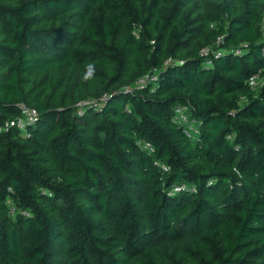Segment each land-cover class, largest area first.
Returning a JSON list of instances; mask_svg holds the SVG:
<instances>
[{"label":"trees","instance_id":"trees-1","mask_svg":"<svg viewBox=\"0 0 264 264\" xmlns=\"http://www.w3.org/2000/svg\"><path fill=\"white\" fill-rule=\"evenodd\" d=\"M263 20L264 0H0V264H264ZM21 103L37 120L4 129Z\"/></svg>","mask_w":264,"mask_h":264},{"label":"built area","instance_id":"built-area-1","mask_svg":"<svg viewBox=\"0 0 264 264\" xmlns=\"http://www.w3.org/2000/svg\"><path fill=\"white\" fill-rule=\"evenodd\" d=\"M263 23H264V20H263ZM232 50L238 54L241 53V50L239 48L232 49ZM211 53L219 56L222 53H224V50L220 48L214 49L211 46L205 47L202 50V54L204 56H209ZM155 79H156L155 74H147L142 79H140L137 83L139 85H145L149 81H153ZM249 82L252 86H255L258 83L257 76L252 77ZM90 103H91L90 101H83V102H80L79 105H88ZM19 107H20L21 114L18 117L7 121L3 126L4 129H9L12 127H19L25 130L29 124L34 123L37 120L38 111L35 107L29 106L26 103H21ZM174 121L184 126V130L189 135L194 136L195 133L198 132L197 125H196L197 121L195 118L191 117L190 107L188 105H177L176 106L175 114H174Z\"/></svg>","mask_w":264,"mask_h":264},{"label":"rangeland","instance_id":"rangeland-1","mask_svg":"<svg viewBox=\"0 0 264 264\" xmlns=\"http://www.w3.org/2000/svg\"><path fill=\"white\" fill-rule=\"evenodd\" d=\"M263 81V80H262ZM262 81L259 79L258 80V83L255 85V88H259L262 84Z\"/></svg>","mask_w":264,"mask_h":264},{"label":"clouds","instance_id":"clouds-1","mask_svg":"<svg viewBox=\"0 0 264 264\" xmlns=\"http://www.w3.org/2000/svg\"><path fill=\"white\" fill-rule=\"evenodd\" d=\"M89 68H90V71H89L88 75H91V66H89Z\"/></svg>","mask_w":264,"mask_h":264}]
</instances>
